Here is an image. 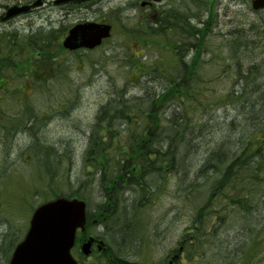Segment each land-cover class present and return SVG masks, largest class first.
Listing matches in <instances>:
<instances>
[{
  "label": "rangeland",
  "instance_id": "374dc122",
  "mask_svg": "<svg viewBox=\"0 0 264 264\" xmlns=\"http://www.w3.org/2000/svg\"><path fill=\"white\" fill-rule=\"evenodd\" d=\"M27 1L0 0L2 8ZM46 1L42 8L0 22V75L10 74L7 90L30 81L36 118L27 121L28 128L34 133L40 126L39 137L47 139L27 151L35 138L22 131L13 161L0 162V194L8 200L2 205L0 264H8L24 239L34 209L57 196L84 199L97 222L90 232L107 243V252L95 249L89 257L75 248L83 264H168L182 245L176 264H264V171L262 193L239 204L233 199L215 203L206 238L196 243L189 239L200 234L193 228L195 220L228 165L236 160L255 163L264 156V140L257 143L264 138V8L255 10L252 0ZM86 21L110 23L112 36L95 49L66 50L62 42L69 29ZM42 43L47 46L45 61ZM9 64L14 71L7 69ZM185 67L196 78L191 85L199 94L190 93L187 108L172 94L158 104L156 99L173 84L171 78L186 72ZM127 99L133 101L125 115L118 110H125ZM147 100L156 102L153 113L150 103L136 106ZM109 103L106 120H100ZM144 116L158 124L161 119L155 130L167 131L161 140L178 138L177 156L190 157L174 162L165 178L152 172L144 181L153 193L141 203L146 195L135 181L123 190L116 182L110 188L103 172L110 157H92L101 169L87 161L96 128L107 141L106 134L117 132L113 149L125 150L135 134L150 131L141 125ZM170 118L178 122L170 123ZM227 151L225 164L219 165L215 156ZM209 156L213 161L205 162ZM131 169L135 177L141 172L137 166ZM233 191L229 186L222 192L230 196ZM110 199H119L129 217L115 215Z\"/></svg>",
  "mask_w": 264,
  "mask_h": 264
},
{
  "label": "trees",
  "instance_id": "16d2710c",
  "mask_svg": "<svg viewBox=\"0 0 264 264\" xmlns=\"http://www.w3.org/2000/svg\"><path fill=\"white\" fill-rule=\"evenodd\" d=\"M194 27V26H193ZM195 28V27H194ZM193 32L194 29H193ZM41 48L44 49L43 51V57L44 60H47L48 58V52L46 44L42 43ZM186 71V67L185 70ZM181 75H178L176 79L171 78V87L167 89V91L164 94L159 95V98L156 99V102L158 104H163L164 99L166 95H174L176 96V99L179 101L180 105L182 107L187 108L189 105L188 97L191 96V92L196 97L197 94H199V91L191 85V83L196 82V78L193 79V77L189 76L186 72L180 73ZM198 98V97H197ZM133 100H125V110L123 108H120L119 112H124L125 115L129 113V110L132 109L131 105H128V103H131ZM155 100L150 101L147 100L145 102H140L136 106H143V104L150 103L151 106V113L155 111ZM111 103L108 105H105L100 114L102 113L103 117L100 116V120H104L107 112L111 109L110 106ZM138 112V111H137ZM139 113V112H138ZM173 116H176L175 113ZM186 120L189 118L183 117ZM117 119L116 116L112 117V120ZM106 120V119H105ZM161 119L159 120V124L156 123L155 118H150L149 116H144L143 120L141 122V125L145 128V130L150 129V131H141L139 134H135V139H131L127 144L125 145V150L118 151L117 149H113V139L115 133H108L109 141L107 139L103 138L100 133V129L96 128L92 135H91V142L89 146V159L87 162H90L91 166H95L99 169L102 168L101 164H97L98 159H92L93 156H101V157H110L111 162H108L103 165L105 167L104 169V178L107 182L110 183V188H113V182H116L119 186L118 189H124L125 184H131L136 183L140 190L145 194L140 202H145L146 199L149 198V195H151L153 192L149 189V183H146L144 180H146L147 177H150L151 173L153 172L158 177H164L168 175V172H171L174 170V162H186V159L190 157V153L185 154L184 156H177V150L180 145V140L172 139L168 143L166 141H162V138L166 137L167 131L162 130L159 132H156V128L158 125H161ZM168 121V120H167ZM114 121H111L113 123ZM158 122V119H157ZM169 122L177 123L178 121L174 122L171 118ZM111 125V124H110ZM101 127V126H98ZM179 135V134H178ZM178 137V136H177ZM152 142H150V139ZM160 138V140H159ZM264 140V138L259 137L257 138V143L261 144V141ZM254 149L256 147H253ZM108 152V154H106ZM229 151L221 153V158L215 156V159H218L219 165L225 164V158L228 157ZM260 153V152H259ZM125 158H129V160L125 161ZM212 156H209V158L205 162H212L213 158ZM262 158L264 156H261L258 162L253 163H244V162H238L237 160L234 162H231L224 174V178L220 181H218L217 184L214 185V189L217 188V190L214 191L211 200L207 202L204 207L200 209V217H197L194 223L193 228H195L199 233L195 235V238L193 236L189 237V239L199 240L202 242L206 236V227L212 223L213 218L215 216V209L214 204L221 202L222 200L227 199H233L236 201V203H242V201H252L254 197H257L258 193H262L263 188L262 184L260 183V174L262 171H264V162H262ZM212 160V161H211ZM126 162V163H125ZM128 162H132L130 165ZM207 165V164H206ZM139 167L141 169V172L135 177L133 173L130 172V169L133 167ZM178 167V166H177ZM110 169V170H109ZM132 170V169H131ZM259 179H258V178ZM147 181V180H146ZM148 182V181H147ZM259 187L257 186L258 184ZM229 186H232L235 191L232 192V195L227 196L224 195L223 192L228 189ZM223 191V192H222ZM261 197H264L263 194H260ZM112 206H110L111 211L115 213V215H119L120 217H123L125 213V217H129L127 214V208L121 206L120 200L116 199H110L109 203H113ZM133 205V206H132ZM132 208L134 212L136 211L137 205L136 202L132 203ZM245 206V205H244ZM213 207V209H212ZM205 210L202 211V210ZM133 216V215H132ZM131 216V217H132ZM132 219V218H131ZM200 225L201 228H200ZM186 239V238H185ZM196 243V242H195ZM192 256V255H191ZM190 256V258H191ZM121 264V260H118Z\"/></svg>",
  "mask_w": 264,
  "mask_h": 264
},
{
  "label": "water",
  "instance_id": "95a60500",
  "mask_svg": "<svg viewBox=\"0 0 264 264\" xmlns=\"http://www.w3.org/2000/svg\"><path fill=\"white\" fill-rule=\"evenodd\" d=\"M63 1L67 0H57ZM40 4L42 0H36L32 5H13L7 17ZM253 8H264V0H253ZM111 29L109 23H77L69 30L63 44L70 50L95 48L111 35ZM86 220V202L83 199L60 196L41 204L34 211L29 230L16 247L10 264H79L71 249L77 229H84ZM93 240L91 238L83 244L84 254L91 253ZM102 246L103 241H100L99 247Z\"/></svg>",
  "mask_w": 264,
  "mask_h": 264
},
{
  "label": "flooded vegetation",
  "instance_id": "af4514ba",
  "mask_svg": "<svg viewBox=\"0 0 264 264\" xmlns=\"http://www.w3.org/2000/svg\"><path fill=\"white\" fill-rule=\"evenodd\" d=\"M31 2H33V0L27 1V2H19L18 4L22 5V4H28ZM14 3H17V2L6 3L5 5H3V8H2L1 2H0V9L3 10V11L1 10L2 12L0 13V22L10 21L15 17L20 16V15H16L10 18L6 17V12L8 8L11 6V4H14ZM149 4L151 5L152 3L149 2ZM7 69L9 71H14L15 67L13 64H9ZM8 77H10V74H7V73L0 75V145H1L0 151H2V154L4 157V159L0 160V162H5V161L12 162L13 161V159L10 160V158L13 155V152H14L13 149L15 147L17 140L22 135V131L28 132L29 135H34V138H35L34 143L29 144L27 151L31 148H34L36 150L39 145H42L44 141L47 140L46 137H44V135L41 136V138L39 137L40 128H41L40 126L38 127V129L35 130L34 133H31V130H29L28 128L27 121L28 120L32 121L33 119L36 118L34 116V106L32 105L33 98H34V96L31 94L32 84L30 83L29 80H27L24 83H22L21 86H18V90L17 88L12 89V90H7V87L11 85L9 84ZM4 91H6L7 93L11 92L14 94H4ZM17 91L20 92V94H16ZM8 114H10V116H8ZM43 119H47V117H44ZM29 155L31 154L29 153ZM6 203L8 205V200L3 199V197L0 194V222H1V217H2L1 213L3 210L2 205ZM9 204L11 205L10 202ZM12 204L16 206L15 202ZM13 211H16V209ZM95 224H96V221H95ZM91 236L95 238V241L93 242V246H92L93 250H95L96 247L98 246L97 240H99L98 238H101V236L98 234L97 235L91 234L89 237ZM184 250H185L184 246L182 245L180 246L178 250L176 249V251H173L172 254L169 256L168 264H170L171 262H173V264H176V260H178L183 255ZM102 251L103 252L108 251L107 244H106V247H103ZM169 254L170 252L168 253V255ZM80 262L83 264V261H80ZM127 264H138V263L127 262ZM141 264H154V263L144 262Z\"/></svg>",
  "mask_w": 264,
  "mask_h": 264
}]
</instances>
